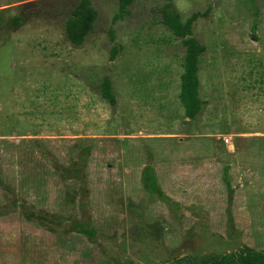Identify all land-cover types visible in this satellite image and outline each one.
Returning <instances> with one entry per match:
<instances>
[{
  "label": "rangeland",
  "instance_id": "1",
  "mask_svg": "<svg viewBox=\"0 0 264 264\" xmlns=\"http://www.w3.org/2000/svg\"><path fill=\"white\" fill-rule=\"evenodd\" d=\"M78 1L0 0V169L11 186L0 185V264H181L264 249V0H135L124 15L119 0H90L95 29L76 46L65 22ZM164 6L183 21L201 14L195 119ZM106 77L116 104L102 95ZM149 164L165 198L144 187Z\"/></svg>",
  "mask_w": 264,
  "mask_h": 264
},
{
  "label": "trees",
  "instance_id": "2",
  "mask_svg": "<svg viewBox=\"0 0 264 264\" xmlns=\"http://www.w3.org/2000/svg\"><path fill=\"white\" fill-rule=\"evenodd\" d=\"M120 14L129 13V6L135 0H119ZM161 21L170 31L178 38L182 39L185 47V56L183 62V72L181 74V90L179 94L180 101L185 109V114L190 119H195L203 110L204 101L200 97V57L207 50L206 45L201 43L193 36V27L195 21L201 15L199 12L193 13L185 21L180 17L177 11H171L169 6H164L161 10ZM98 18L97 10L92 6L90 0H79L77 6L71 12V15L66 19L65 32L70 42L76 46H81L85 43L88 35L95 29ZM25 20V19H24ZM15 25L22 23L21 18L14 19ZM118 47L115 45L111 53V59H115L118 53ZM102 95L111 104L117 103L116 95L113 92L112 81L106 77L102 83ZM87 151H89L87 149ZM82 169L76 170L75 175L81 176ZM142 181L146 190L152 194L159 195L165 198L163 190L158 183V177L155 167L147 165L143 171ZM0 185L5 189H10L11 186L5 183L0 169ZM41 219L48 218L44 213H40ZM75 231L94 236V231L83 224H75ZM181 264H264V249H257L248 245L232 249L228 252L216 253L206 252L199 257H193L186 254L183 257H177ZM160 264H166L162 262Z\"/></svg>",
  "mask_w": 264,
  "mask_h": 264
}]
</instances>
